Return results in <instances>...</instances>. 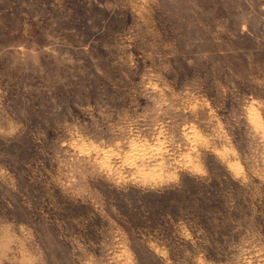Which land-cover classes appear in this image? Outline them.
Instances as JSON below:
<instances>
[{"label":"rangeland","instance_id":"rangeland-1","mask_svg":"<svg viewBox=\"0 0 264 264\" xmlns=\"http://www.w3.org/2000/svg\"><path fill=\"white\" fill-rule=\"evenodd\" d=\"M0 264H264V0H0Z\"/></svg>","mask_w":264,"mask_h":264}]
</instances>
